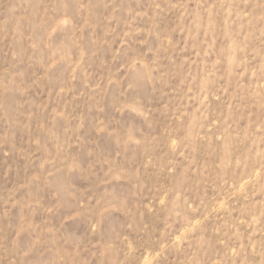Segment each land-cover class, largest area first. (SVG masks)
<instances>
[{"label":"rangeland","instance_id":"rangeland-1","mask_svg":"<svg viewBox=\"0 0 264 264\" xmlns=\"http://www.w3.org/2000/svg\"><path fill=\"white\" fill-rule=\"evenodd\" d=\"M0 264H264V0H0Z\"/></svg>","mask_w":264,"mask_h":264}]
</instances>
